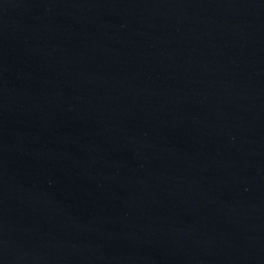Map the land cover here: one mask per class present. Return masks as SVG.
I'll use <instances>...</instances> for the list:
<instances>
[{
	"label": "water",
	"instance_id": "water-1",
	"mask_svg": "<svg viewBox=\"0 0 264 264\" xmlns=\"http://www.w3.org/2000/svg\"><path fill=\"white\" fill-rule=\"evenodd\" d=\"M0 264H264V0H0Z\"/></svg>",
	"mask_w": 264,
	"mask_h": 264
}]
</instances>
